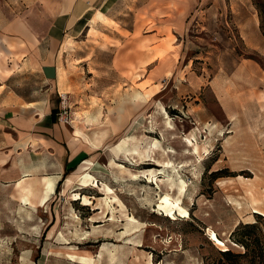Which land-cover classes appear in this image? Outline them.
Returning <instances> with one entry per match:
<instances>
[{
  "label": "rangeland",
  "instance_id": "374dc122",
  "mask_svg": "<svg viewBox=\"0 0 264 264\" xmlns=\"http://www.w3.org/2000/svg\"><path fill=\"white\" fill-rule=\"evenodd\" d=\"M254 2L264 8V0ZM219 4L216 10L227 9L225 0ZM226 25L222 19L199 32L210 41L191 45L149 87L139 74L128 81L114 69L112 49H98L93 34L77 52L88 61L74 57L80 81L70 89L72 114L94 126L126 124L107 139L103 172L75 190L91 204L74 191L28 209L0 185V264H91L69 253L92 264H211L225 247L212 230L236 251L244 250L231 239L238 223L258 219L264 232V59ZM214 76L232 95L224 107L208 83ZM166 194L188 213L159 206Z\"/></svg>",
  "mask_w": 264,
  "mask_h": 264
},
{
  "label": "crops",
  "instance_id": "0c3cea01",
  "mask_svg": "<svg viewBox=\"0 0 264 264\" xmlns=\"http://www.w3.org/2000/svg\"><path fill=\"white\" fill-rule=\"evenodd\" d=\"M220 2L0 0V185L35 210L54 199L39 203L49 178L55 180L52 195L65 196L78 189L85 173L103 172L100 158L107 139L126 122L94 126L85 117L72 114L70 123L58 117L61 93L68 92L72 104L70 89L80 81L74 57L88 61L81 53L77 58V52L93 34L98 49H112L111 66L128 81L139 74L146 87L162 71H174L191 45L210 41L199 32L212 30L222 19L264 59L261 14L254 0H225L227 9L216 10ZM208 83L224 107L223 99L232 96L225 80L214 76ZM29 190L33 204L21 200Z\"/></svg>",
  "mask_w": 264,
  "mask_h": 264
},
{
  "label": "trees",
  "instance_id": "16d2710c",
  "mask_svg": "<svg viewBox=\"0 0 264 264\" xmlns=\"http://www.w3.org/2000/svg\"><path fill=\"white\" fill-rule=\"evenodd\" d=\"M256 4L260 10L264 32V8L261 3ZM219 176V171L211 173L214 179ZM256 215L262 218L260 213ZM231 239L244 250L236 251L231 246L227 249H218L217 256L211 264H264V232L258 219L255 222L238 223L231 232Z\"/></svg>",
  "mask_w": 264,
  "mask_h": 264
},
{
  "label": "bare ground",
  "instance_id": "6f19581e",
  "mask_svg": "<svg viewBox=\"0 0 264 264\" xmlns=\"http://www.w3.org/2000/svg\"><path fill=\"white\" fill-rule=\"evenodd\" d=\"M94 120V119H93ZM195 149L197 150L198 149V145L195 144ZM174 163V162H173ZM172 164V163H171ZM121 166V165H120ZM167 166V165H166ZM122 167V166H121ZM147 170V169H146ZM146 170L144 172H146ZM149 170V169H148ZM151 175V174H150ZM91 174L88 173V174H84V176L82 178H80V180L84 183H87L89 182L91 179ZM24 178V177H23ZM47 179V178H45ZM184 182V181H183ZM156 183V182H155ZM78 187H81V186H76V188ZM184 187V183H183V186L182 188ZM75 188V189H76ZM110 189V188H109ZM184 190V189H182ZM55 191V180L53 178H49L46 182V188H45V192L44 194L42 195V197L40 198L39 200V203L40 204H45L51 197V195L54 193ZM31 195H32V192L31 190H29L27 193L23 194L22 195V200L24 203H30V204H33V201L31 199ZM74 199H81L82 200V203L84 204H91L92 203V200L91 198L86 195V194H81L80 192L78 191H75L74 192ZM181 202V201H180ZM178 200H171L170 196L168 194L164 195L161 202L159 203V206L163 207V208H169V211L172 212L173 209H178L181 213H184V214H187L188 213V209L185 208L183 205H181ZM175 209V210H176ZM257 209L258 211H261L262 210H259L258 208H255ZM175 213V212H174ZM171 214V213H169ZM176 214V213H175ZM113 218V214L111 216ZM215 242H217L218 244L220 245H224L225 247L223 249H227L228 246H226L225 242L220 239L217 235V233L212 230V237H211ZM68 257L72 260H78V261H81L83 263H91L92 264V261L93 259L86 256V255H79V254H74V253H69Z\"/></svg>",
  "mask_w": 264,
  "mask_h": 264
},
{
  "label": "built area",
  "instance_id": "2783aa9c",
  "mask_svg": "<svg viewBox=\"0 0 264 264\" xmlns=\"http://www.w3.org/2000/svg\"><path fill=\"white\" fill-rule=\"evenodd\" d=\"M58 117L61 121L70 123L72 120V104L70 96L67 93H61L60 95V109L58 111Z\"/></svg>",
  "mask_w": 264,
  "mask_h": 264
}]
</instances>
